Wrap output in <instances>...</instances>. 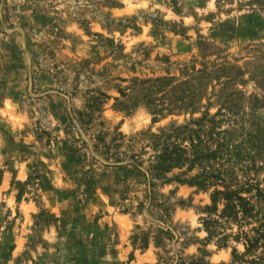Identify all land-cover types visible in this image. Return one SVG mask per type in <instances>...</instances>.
<instances>
[{"label": "rangeland", "instance_id": "rangeland-1", "mask_svg": "<svg viewBox=\"0 0 264 264\" xmlns=\"http://www.w3.org/2000/svg\"><path fill=\"white\" fill-rule=\"evenodd\" d=\"M261 222L264 0H0V264H254Z\"/></svg>", "mask_w": 264, "mask_h": 264}, {"label": "trees", "instance_id": "trees-1", "mask_svg": "<svg viewBox=\"0 0 264 264\" xmlns=\"http://www.w3.org/2000/svg\"><path fill=\"white\" fill-rule=\"evenodd\" d=\"M224 188L215 189L212 194L213 205L216 206L220 199L223 200V207L221 209V216L226 218H231L235 220H240L246 217L251 211L250 204L248 201L236 194L231 190L226 182L222 184ZM213 206V207H214ZM217 222V220H213ZM253 234L241 231L237 234L240 238L242 237L245 246L243 253H238L233 250V260L240 255L247 254L253 250L256 246L264 245V222H261L258 226L252 228ZM264 248V247H263ZM258 259L251 260L254 264H264V253L257 257Z\"/></svg>", "mask_w": 264, "mask_h": 264}]
</instances>
